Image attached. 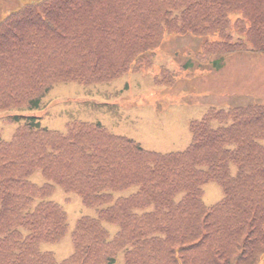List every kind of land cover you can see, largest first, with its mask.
<instances>
[{
  "label": "trees",
  "instance_id": "trees-1",
  "mask_svg": "<svg viewBox=\"0 0 264 264\" xmlns=\"http://www.w3.org/2000/svg\"><path fill=\"white\" fill-rule=\"evenodd\" d=\"M234 15L245 33L237 42L227 31ZM56 32L73 34L74 43L48 41L31 55L15 46L26 33ZM165 32L224 37L207 54H264V0L26 4L0 22V111L38 108L65 68L76 70L77 81H109L136 57L152 55ZM22 119L10 140L0 134V264H259L264 257V104L209 111L192 123L190 146L171 153L146 150L100 122L60 132L36 116L10 117ZM38 170L42 185L31 178ZM210 181L224 197L207 206ZM56 185L97 211L78 219L74 253L62 262L42 249L69 229L66 211L49 199ZM106 223L118 226L113 236Z\"/></svg>",
  "mask_w": 264,
  "mask_h": 264
},
{
  "label": "rangeland",
  "instance_id": "rangeland-1",
  "mask_svg": "<svg viewBox=\"0 0 264 264\" xmlns=\"http://www.w3.org/2000/svg\"><path fill=\"white\" fill-rule=\"evenodd\" d=\"M37 1L40 0H0V21L24 4ZM79 26L84 30L85 25ZM64 35L56 32L30 37L26 33L23 38H17L15 46L20 47L18 51L31 55L48 41L74 43L73 34ZM25 38L32 41L30 47L25 44ZM99 39L97 35V43ZM203 40L199 35L170 34L156 51L149 69L129 74L121 71L120 78L106 84L83 85L77 82L75 69L65 68L39 108L0 111V115L16 112L35 115L44 126L60 131L76 119L100 121L110 132L133 138L147 149L161 152L183 150L191 142L190 122L202 118L210 108L264 103V55L249 51L228 53L220 70L207 67L196 71L194 76L179 74L172 85L155 84L154 79L162 75V69L177 70L190 55L201 49ZM234 40H238L237 35ZM70 60L74 58L70 57ZM115 61L122 65V56L117 55ZM148 62L152 63V60L146 59L145 63ZM20 124L0 117L2 138L9 140ZM32 179L38 184L46 182L40 171L34 173ZM204 189L203 199L207 205H213L223 197V189L216 181L208 182ZM50 198L62 204L68 212L70 231L62 240L44 243L42 248L51 250L58 260H63L73 253L71 231L75 221L83 215H95L96 209L85 206L78 194L66 193L59 186ZM109 227L112 232L117 229L116 225ZM259 264H264V257Z\"/></svg>",
  "mask_w": 264,
  "mask_h": 264
}]
</instances>
